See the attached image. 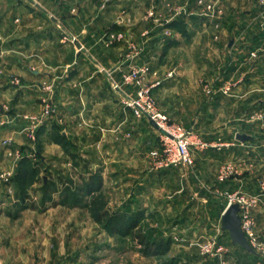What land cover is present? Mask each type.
<instances>
[{"label":"crops","instance_id":"1","mask_svg":"<svg viewBox=\"0 0 264 264\" xmlns=\"http://www.w3.org/2000/svg\"><path fill=\"white\" fill-rule=\"evenodd\" d=\"M221 1L224 8L217 21L220 40L214 41L215 29L199 10H188L186 19L171 17L143 37L142 22L136 20L140 10L132 8L125 13L118 8V0L113 6L102 0H0L2 50L13 48L9 37L17 35L12 45L17 44L23 53L19 74L24 87L18 88L22 92L15 104L29 113L32 108L41 117L45 100L49 99L53 107L38 127L39 153L65 154L66 165L74 167L78 166L76 158H81L82 189L89 181L98 189L108 185L118 194L114 204L140 213L139 226L150 216L160 215L168 222L163 218L167 215L168 219L178 216L169 223L168 232L197 228L196 223L204 222L198 229L202 231L223 208L220 189L250 191L249 177L243 172L237 170L220 184L217 171L219 166L233 162L228 156L234 153L239 160L237 169L247 168L245 152L257 141L252 134L244 141L233 134L236 142L226 143L232 138L234 125L250 121L242 116L253 108H264V18L257 0ZM107 28L122 30L126 37L141 41L107 45L103 36ZM125 45H130L129 54L123 49ZM191 46L207 50L208 58L198 52L189 54ZM253 50L256 56L250 55ZM43 62H47V69L36 68ZM141 63L150 66L148 82L153 84L158 107L171 120L212 142L204 149H195L191 166L157 168L156 158L148 152L156 146L158 130L148 119L135 118L122 104L132 87L122 84L121 74ZM26 64L31 68L27 70ZM45 83L50 88L45 89ZM15 90L0 88V103L8 101ZM218 138L226 141L224 146L214 145ZM15 140L20 141V137L15 135ZM67 180L70 185L74 181ZM162 201L166 206L158 205ZM8 214L7 218L20 216ZM253 215L259 229L264 222V194ZM6 233L0 238V264H25L26 257L35 260L36 256L42 260L36 245L23 237L25 232L16 241L18 232H8V240ZM259 234L264 238V232ZM218 239L225 244L228 256H237L246 264H261L256 252L233 244L228 232H220ZM194 263L205 264V258Z\"/></svg>","mask_w":264,"mask_h":264},{"label":"rangeland","instance_id":"2","mask_svg":"<svg viewBox=\"0 0 264 264\" xmlns=\"http://www.w3.org/2000/svg\"><path fill=\"white\" fill-rule=\"evenodd\" d=\"M102 1H104L106 5H111L112 2L116 0ZM118 1V8L124 9L126 11L125 13L131 11L132 8L140 10L136 16V20H138L139 23L142 22L141 29L143 32L141 36L143 37L151 29H156L158 26L167 23L174 17L186 19L190 16L186 13L199 10L200 15L204 17L202 18L215 29L212 36H215L217 39L214 41L220 40L218 32L219 24L217 21L224 8L221 0H216L217 7L221 10L216 17L204 15L203 8L194 3L193 0ZM158 3H161L162 6ZM258 5L259 13L263 16L261 17L263 19L264 8L259 3ZM125 13L123 12V14ZM249 20L250 19H248V21ZM107 21L109 22V20ZM261 31H264V29ZM117 32H120L121 36L109 37L112 33L114 34ZM0 33L2 32L0 31ZM64 34L65 33H63V35ZM11 36L12 37H9V42L10 48H13L7 49L6 46V49L2 50V46L4 47V45H0V88L4 89L10 87L11 89H16L8 101L0 103V238L3 237L2 232H7L6 235H4V238H7V240L11 238L8 232H18L15 236L16 241L19 240V237H22L20 234L25 232V236L23 237L32 241V246L34 244L36 245L35 251L43 260H40L36 254H34L36 259L32 260L31 257H26L25 264H195L194 260L197 258H205V264H220L221 261H226L225 264H233L241 260L237 256H228V251L225 246V251L221 254V257L211 252H205L204 249L201 248V245L208 243L212 239L225 245L218 239V234L220 232H227L221 229L219 212H222L227 206L225 192H233L235 190L243 191L238 188L232 190L227 188L220 189L218 194L222 198L220 200H222L223 208L213 214V220L211 223L208 222L205 229L202 231L198 229L204 225V222L196 223L195 227L197 228L191 227L190 229H185V231L176 230L168 232L166 228L174 221L173 219L178 218V216H174L173 219H168L167 215H164V220L168 222L162 221L160 215L158 217L150 216L148 220H144V223L140 225V230L135 233L145 234L150 240L162 241L166 246V251L162 254L144 253L142 251V246L136 241L133 233L108 234L102 223L94 219L93 214L104 209H108L109 212H112L114 210L125 211L126 208L122 207V205L117 206V203L114 204V199L118 194L115 195L111 189H108V185L96 192L95 196L98 201L96 205L92 204L93 195L90 197L84 196L80 188L81 176L83 174L80 169L82 162L81 158H76L78 166L74 167L71 163L66 165L65 160H67V157L65 154L56 156L50 153V151H44L43 149L42 153L41 151L39 153L37 131L41 118L49 117L50 115L44 113L49 99L43 102L42 117L37 114L38 111H32V108L29 113L19 109L21 107L16 106V97H18L20 91L22 92V90L19 91L18 88L24 87L23 78L19 74V71L23 69V62L20 60V56H22L23 53L18 51L17 44L12 45V43L17 40V35ZM103 36L107 45L119 41L127 44L125 40L130 43L134 40V37H132L133 39L128 36L126 37L122 30L108 28ZM6 41L7 39L4 40L5 44L7 43ZM134 41L139 43L141 40L139 41L137 39ZM123 49L127 50L126 53L129 54L130 45H125ZM205 49H208L207 45H205ZM40 50L44 51L43 49ZM197 50L198 49L194 50L191 46L189 54L198 52L202 54V57L207 55L206 57L208 58L207 50H203V48ZM251 52H254L255 55H252ZM30 55L32 56L34 54ZM250 55L256 56L255 50L250 51ZM220 63L221 60L218 64ZM143 64L146 63L134 65L140 66ZM220 67L222 68L224 65ZM30 68L31 64H26V69L28 70ZM36 68L41 70L47 69V62H43L40 67ZM43 86L45 89L50 88L47 83L43 84ZM123 100L122 104H124ZM246 114L242 116V118L246 120V118L249 117L250 121H241L244 123L234 125L230 132L232 138L227 142L218 138L214 141V145L222 147L224 146L222 145L224 142H236L233 134H240L242 133L241 131H243V133L246 132L245 134H252L255 136L257 141L254 145L247 147L250 148L251 151L245 152L248 158L243 162L247 164V168L242 167V169H237V163L239 162V160H237V154L234 153V156L232 154L231 157L228 156L235 162L229 163L232 173L228 177L237 170L243 172L242 175L245 174L249 177L248 183L250 184V191L244 190L243 192L249 195H255L258 193V185L261 191V182L264 181V108H253V111ZM134 117L138 119H148L145 116ZM15 135L20 137V141L15 140ZM158 138L157 135L155 142L156 146ZM206 142L210 143L208 141ZM210 144H212V142ZM195 149L193 150V154L195 153ZM234 151L238 152V150ZM248 163H252L253 165L251 166ZM27 166L33 167L36 173H18L20 167ZM67 178H71L72 181L74 180L71 185ZM226 179L221 180L217 177V182L222 184L226 182ZM45 182H50L48 183L49 186L46 187L49 192L44 190ZM64 182H68L66 184L69 185H64ZM252 186L255 187L253 188ZM123 195L122 193V196ZM158 205H162V207L163 205L166 206V202H159ZM254 208H256V206L251 209L253 229L257 238L264 243V238H262L260 234L258 235L259 232H264V222L261 226L258 225L259 229H257L258 222L253 215ZM7 212L11 215L18 214L19 216L20 214V216L18 218H12L10 216L7 218ZM172 216H170V218ZM163 229H165L166 232H164ZM37 259L40 261L38 262ZM260 263H264L261 258Z\"/></svg>","mask_w":264,"mask_h":264},{"label":"built area","instance_id":"3","mask_svg":"<svg viewBox=\"0 0 264 264\" xmlns=\"http://www.w3.org/2000/svg\"><path fill=\"white\" fill-rule=\"evenodd\" d=\"M257 1L264 8V0ZM193 2L200 5L203 8V14L208 17H216L221 11L217 7L216 0H193ZM117 35L121 36V33H112L109 37ZM251 54L255 55L254 52H251ZM149 74H151V69L148 64L140 66L133 64L122 74V84L132 87L131 93L125 96L123 105L134 116H145L153 120L157 125L159 137L157 146L149 152L150 155L156 158L155 166L157 168L165 169L181 165L191 166L194 163L193 150L195 148L204 149L211 144L204 141L198 134L186 129L182 124L171 120L169 115L157 106L152 93L153 84L147 81ZM207 91L210 92L209 89ZM52 112L53 107L48 103L44 113L51 114ZM235 134L237 135V133ZM231 173L229 164H223L218 169L217 177L224 180ZM225 194L227 205L233 202L238 203L241 228L244 231L245 237L254 252L264 261V243L255 234L253 218L251 216V209L257 205L264 194V181L261 182V191L255 195H249L240 190L228 191ZM201 248L205 252H211L218 257H221V254L225 251L224 245L218 243L215 239L201 245ZM225 262L221 261L220 264H225ZM233 264L245 263L239 262Z\"/></svg>","mask_w":264,"mask_h":264},{"label":"trees","instance_id":"4","mask_svg":"<svg viewBox=\"0 0 264 264\" xmlns=\"http://www.w3.org/2000/svg\"><path fill=\"white\" fill-rule=\"evenodd\" d=\"M177 22V21H176ZM62 141V140H61ZM62 143V142H61ZM36 173V170L33 167H20L18 173L26 174V173ZM95 180V179H94ZM50 183V182H48ZM47 182L44 183V190L48 187ZM67 187V186H66ZM68 188V187H67ZM65 188V189H67ZM82 189V187L80 186ZM99 189L96 185L92 184L90 181L85 183L84 189L82 192L85 194L93 195L92 204H98L96 199V192ZM72 194V192H71ZM94 219L97 222H101L103 227L107 230L108 234H123V233H133L136 241L139 245L142 246V251L147 254H162L166 251V246L160 240H150L145 234L135 233L140 230V226L138 225L140 213L139 212H129V211H120L114 210L109 212L108 209H104L102 211L95 212L93 214Z\"/></svg>","mask_w":264,"mask_h":264},{"label":"water","instance_id":"5","mask_svg":"<svg viewBox=\"0 0 264 264\" xmlns=\"http://www.w3.org/2000/svg\"><path fill=\"white\" fill-rule=\"evenodd\" d=\"M148 121L153 127L157 128V125L153 120L148 119ZM249 137L250 136L245 133L237 134V138L241 141H244ZM238 211L239 205L236 202L230 203L224 208L220 216L221 229L228 232L233 244H238L245 250L254 252L253 248L245 237L244 231L241 228V219Z\"/></svg>","mask_w":264,"mask_h":264}]
</instances>
